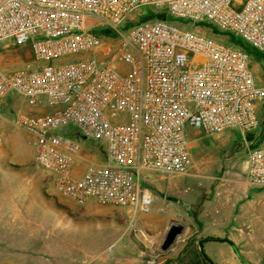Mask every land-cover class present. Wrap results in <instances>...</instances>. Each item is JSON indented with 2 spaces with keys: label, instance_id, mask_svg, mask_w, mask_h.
<instances>
[{
  "label": "built area",
  "instance_id": "1",
  "mask_svg": "<svg viewBox=\"0 0 264 264\" xmlns=\"http://www.w3.org/2000/svg\"><path fill=\"white\" fill-rule=\"evenodd\" d=\"M143 6L155 15L143 19ZM166 15L207 20L264 54V0H0V44L10 40L32 55L22 67L0 68V100L13 92L47 108L19 114L16 124L65 200L147 212L149 173L192 168L187 126L214 135L258 125L264 85L246 51ZM69 56L77 57L59 63ZM70 126L98 141L102 158ZM245 178L264 187V136L247 145Z\"/></svg>",
  "mask_w": 264,
  "mask_h": 264
},
{
  "label": "rangeland",
  "instance_id": "2",
  "mask_svg": "<svg viewBox=\"0 0 264 264\" xmlns=\"http://www.w3.org/2000/svg\"><path fill=\"white\" fill-rule=\"evenodd\" d=\"M139 11L143 19L155 15L150 6ZM166 20L180 28H196L227 46L244 49L256 82L264 85V55L238 35L219 31L207 20L194 22L170 15H166ZM97 33L106 35L105 30ZM9 42L0 44L1 69H17L32 60L28 47ZM76 57L63 58L59 63ZM5 100L10 107L0 106V264H98L105 261L103 257L109 255L122 236L135 242L138 236L145 242L154 240L144 233L138 215L124 208L95 200L77 206L59 195L34 161L32 137L16 124L23 99L11 93ZM257 116L258 125L245 133L230 128L207 135L187 126L193 174L189 182H246L247 145H255L264 136V99L258 104ZM68 130L84 148L98 154V159L101 157L98 141L80 137L72 126ZM162 175L149 173L145 181L169 182ZM177 178L180 176L171 177L170 182H180ZM255 200L256 209L260 210L264 202ZM257 230L258 226L254 233Z\"/></svg>",
  "mask_w": 264,
  "mask_h": 264
},
{
  "label": "crops",
  "instance_id": "3",
  "mask_svg": "<svg viewBox=\"0 0 264 264\" xmlns=\"http://www.w3.org/2000/svg\"><path fill=\"white\" fill-rule=\"evenodd\" d=\"M7 96L0 106L10 107ZM23 104L16 118L47 109L30 107L24 99ZM192 175L190 169L187 174L162 175L169 182H147L151 208L144 213L126 210L138 215L144 233L154 240L145 242L138 236L135 242L122 236L98 264H264V187L252 188L247 181L189 182ZM174 176H180L176 179L180 182H170ZM256 198L263 200L260 210L254 204ZM174 221L182 225V231L163 251L160 240ZM256 226L258 233H254Z\"/></svg>",
  "mask_w": 264,
  "mask_h": 264
},
{
  "label": "water",
  "instance_id": "4",
  "mask_svg": "<svg viewBox=\"0 0 264 264\" xmlns=\"http://www.w3.org/2000/svg\"><path fill=\"white\" fill-rule=\"evenodd\" d=\"M182 228V225L178 222H171L160 240L159 248L163 251L168 250L176 241Z\"/></svg>",
  "mask_w": 264,
  "mask_h": 264
},
{
  "label": "trees",
  "instance_id": "5",
  "mask_svg": "<svg viewBox=\"0 0 264 264\" xmlns=\"http://www.w3.org/2000/svg\"><path fill=\"white\" fill-rule=\"evenodd\" d=\"M261 54H263V53H261ZM264 55V54H263Z\"/></svg>",
  "mask_w": 264,
  "mask_h": 264
}]
</instances>
